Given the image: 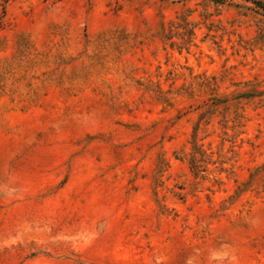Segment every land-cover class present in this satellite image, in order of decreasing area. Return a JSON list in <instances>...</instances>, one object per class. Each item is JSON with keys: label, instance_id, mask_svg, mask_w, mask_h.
<instances>
[{"label": "rangeland", "instance_id": "obj_1", "mask_svg": "<svg viewBox=\"0 0 264 264\" xmlns=\"http://www.w3.org/2000/svg\"><path fill=\"white\" fill-rule=\"evenodd\" d=\"M254 1L0 0V264H264Z\"/></svg>", "mask_w": 264, "mask_h": 264}, {"label": "trees", "instance_id": "obj_2", "mask_svg": "<svg viewBox=\"0 0 264 264\" xmlns=\"http://www.w3.org/2000/svg\"><path fill=\"white\" fill-rule=\"evenodd\" d=\"M259 7H262V8H264V2H262V1H258V0H256V1H254Z\"/></svg>", "mask_w": 264, "mask_h": 264}, {"label": "bare ground", "instance_id": "obj_3", "mask_svg": "<svg viewBox=\"0 0 264 264\" xmlns=\"http://www.w3.org/2000/svg\"><path fill=\"white\" fill-rule=\"evenodd\" d=\"M170 245V244H169ZM175 245V244H174ZM210 246V245H209ZM168 251V250H167ZM171 251V250H170ZM172 256V255H171ZM167 257V256H166ZM171 259V258H170ZM169 264H170V262H168ZM171 263H172V261H171Z\"/></svg>", "mask_w": 264, "mask_h": 264}]
</instances>
